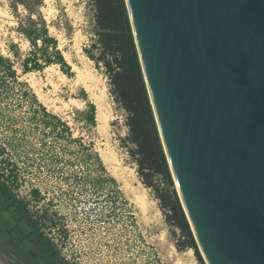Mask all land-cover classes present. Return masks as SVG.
<instances>
[{
    "label": "rangeland",
    "instance_id": "obj_1",
    "mask_svg": "<svg viewBox=\"0 0 264 264\" xmlns=\"http://www.w3.org/2000/svg\"><path fill=\"white\" fill-rule=\"evenodd\" d=\"M12 1L0 0V52L15 72L12 80L0 69L2 179L68 264H197L192 250H178L183 238L160 210L156 188L165 186L142 185L128 152L126 114L114 104L103 69L83 52L95 39L91 1L27 0L32 11ZM31 13L58 41L72 77L57 65L23 72L32 48L18 28ZM83 91L93 104L102 95L106 126L86 127ZM141 194L151 204L146 213L136 204Z\"/></svg>",
    "mask_w": 264,
    "mask_h": 264
},
{
    "label": "water",
    "instance_id": "obj_2",
    "mask_svg": "<svg viewBox=\"0 0 264 264\" xmlns=\"http://www.w3.org/2000/svg\"><path fill=\"white\" fill-rule=\"evenodd\" d=\"M204 264H264V0H124Z\"/></svg>",
    "mask_w": 264,
    "mask_h": 264
},
{
    "label": "trees",
    "instance_id": "obj_3",
    "mask_svg": "<svg viewBox=\"0 0 264 264\" xmlns=\"http://www.w3.org/2000/svg\"><path fill=\"white\" fill-rule=\"evenodd\" d=\"M26 1L13 0L12 7L15 8L20 4L27 11H32ZM90 1L94 7L93 35L95 39L91 41L88 48L83 49V52L97 68L103 69L108 80V91L114 104L126 114L125 126L128 131L126 140L133 146L128 152L134 160L137 175L142 184L147 188H154L155 182L159 180L165 186L164 189L156 188L158 192L156 200L159 202L166 223L178 230L183 238L181 245H177L178 250H192L197 264H204L177 194L175 190H170L173 182L149 102L125 2L124 0ZM38 3L40 4V2ZM32 13L25 22L19 23L18 28L19 33L26 38L32 48L22 63L23 72L41 71L46 66L57 65L65 76L72 77L71 67L58 49V41L50 36L44 20L41 17L34 19ZM0 69L5 71L6 77L14 79L15 72L12 70V64L1 52ZM80 95L84 101L87 99L84 91ZM42 110L45 109L42 108ZM44 115L46 116L45 111ZM80 116H82L81 119L86 127L96 126V109L92 103H86ZM51 118L55 124L68 130L65 128L64 122H61L56 116L52 115ZM95 156L97 157L96 161L99 162V169L104 172L101 161L96 154ZM7 186L8 184L0 174V192L10 199H15L12 190ZM32 193L38 196L39 191L33 189ZM17 204L22 207V212H27L25 203L21 201ZM34 222L39 224L37 220ZM40 227L37 229L40 230ZM56 256L58 257V252Z\"/></svg>",
    "mask_w": 264,
    "mask_h": 264
},
{
    "label": "flooded vegetation",
    "instance_id": "obj_4",
    "mask_svg": "<svg viewBox=\"0 0 264 264\" xmlns=\"http://www.w3.org/2000/svg\"><path fill=\"white\" fill-rule=\"evenodd\" d=\"M14 196L10 199L0 192V264H68Z\"/></svg>",
    "mask_w": 264,
    "mask_h": 264
},
{
    "label": "bare ground",
    "instance_id": "obj_5",
    "mask_svg": "<svg viewBox=\"0 0 264 264\" xmlns=\"http://www.w3.org/2000/svg\"><path fill=\"white\" fill-rule=\"evenodd\" d=\"M62 77L63 78H66L63 74H62ZM103 92V91H102ZM101 92V93H102ZM103 97H102V95L101 94H99V95H97V97H96V99H95V103H94V105L96 106V122H97V124H98V126H106L107 125V120H108V117H107V113H106V108L104 107V104H103V99H102ZM108 106V105H107ZM129 175V174H128ZM131 175V174H130ZM129 175V176H130ZM135 182V181H134ZM132 183V182H131ZM130 183V184H131ZM139 183V182H138ZM137 183V184H138ZM133 184V183H132ZM131 186V185H130ZM132 187V186H131ZM133 188V187H132ZM132 191H133V189H132ZM135 191V190H134ZM132 193H134V192H132ZM137 193V192H136ZM139 194V193H138ZM142 195V194H141ZM135 198H136V201H137V203L136 204H138L137 206L141 209V212L143 211V212H145L146 213V211H149V209H150V206H151V204H148L147 203V201H146V199H145V197H144V195H142V196H139V195H137V197L135 196ZM150 205V206H149ZM190 251V250H189Z\"/></svg>",
    "mask_w": 264,
    "mask_h": 264
},
{
    "label": "crops",
    "instance_id": "obj_6",
    "mask_svg": "<svg viewBox=\"0 0 264 264\" xmlns=\"http://www.w3.org/2000/svg\"><path fill=\"white\" fill-rule=\"evenodd\" d=\"M84 101V100H83ZM84 102H87V99L84 101ZM91 103V102H90ZM93 104V103H92ZM94 105V104H93ZM95 106V105H94ZM95 109H96V106H95ZM143 185V184H142ZM144 186V185H143ZM145 187V186H144ZM147 188V187H146ZM149 189V188H148Z\"/></svg>",
    "mask_w": 264,
    "mask_h": 264
}]
</instances>
